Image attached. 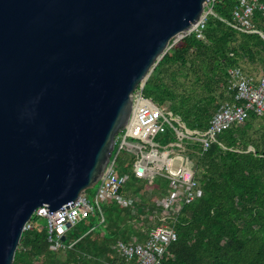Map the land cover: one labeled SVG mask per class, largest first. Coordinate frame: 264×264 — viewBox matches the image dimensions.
Segmentation results:
<instances>
[{
	"label": "water",
	"instance_id": "obj_1",
	"mask_svg": "<svg viewBox=\"0 0 264 264\" xmlns=\"http://www.w3.org/2000/svg\"><path fill=\"white\" fill-rule=\"evenodd\" d=\"M205 5L0 0V264L38 207L66 209L96 185L135 90Z\"/></svg>",
	"mask_w": 264,
	"mask_h": 264
},
{
	"label": "trees",
	"instance_id": "obj_2",
	"mask_svg": "<svg viewBox=\"0 0 264 264\" xmlns=\"http://www.w3.org/2000/svg\"><path fill=\"white\" fill-rule=\"evenodd\" d=\"M235 5L236 0H215V14L207 18L204 38L190 33L178 39L144 82L143 95L178 114L190 129L204 130L219 105L232 98L226 90L229 67L239 66L253 76L264 70V40L256 32L231 25ZM255 14L256 26L264 29L263 20L257 11ZM255 61L263 65L258 75L247 68ZM263 119L264 113L250 111L242 123L220 132L206 150L189 153L202 193L182 206L173 222L177 238L160 264H264ZM153 139L157 146L143 143L141 149L133 147L130 139L115 161L130 174L122 190L133 198L137 214L106 198L100 203L103 221L95 209L64 232L62 246L52 248L46 220L34 213L27 223L31 226L22 232L12 264H127L117 241L145 240L149 231L141 226L121 227L120 222L127 218L149 221L157 212L155 196L168 189L169 179L160 173L174 147L164 146L176 142V133L165 122ZM190 146L201 150L199 142ZM151 149L154 154L149 160L156 166L146 165L138 176L143 153ZM146 190L152 193L148 199Z\"/></svg>",
	"mask_w": 264,
	"mask_h": 264
},
{
	"label": "built area",
	"instance_id": "obj_3",
	"mask_svg": "<svg viewBox=\"0 0 264 264\" xmlns=\"http://www.w3.org/2000/svg\"><path fill=\"white\" fill-rule=\"evenodd\" d=\"M214 2L215 0H206L204 11L197 23L186 33L177 35L171 46L178 39L190 33H194L197 38H204L203 29L207 18L215 14ZM256 11L264 22V0H236V5L232 10L233 23L231 25L241 31L256 32L264 40V29L258 28L255 24ZM143 85L133 94V108L128 123L116 136L115 146L117 147H114L115 152L95 185L93 200L90 201L86 193L81 195L73 206L66 209H57L49 213L48 207L43 204L35 210L36 215L46 220L48 241L52 248L62 246V236L67 229L64 231L61 229L65 224L69 223L71 227L89 216L95 209L99 212L100 221H103L104 215L100 203L106 198H113L121 206L131 207L134 214L138 213L133 206V198L122 190L130 179V174L116 166V157L123 144L130 139L134 140L133 147L139 149L143 147V143L151 147L157 146L158 143L153 137L166 122L173 127L177 140L164 146L166 148L171 144L174 145L160 173L169 179L168 189L166 193L155 196L157 212L149 216L157 223L149 230L145 240H119L116 243L118 251L127 264H160L168 246L177 238L173 221L177 220L184 204L194 201L202 193L194 177L195 169L188 159L189 153L193 151L201 153L206 150L212 142L217 141V135L220 132L233 123H242L250 111L259 115L264 113V70L258 76H253L247 74L239 66L229 67L226 90L231 93L232 98L219 105L204 130L188 128L178 114L159 107L152 99L145 97L142 92ZM194 142L200 143L201 150L190 146ZM153 154V149L143 153V163L136 171L138 176L143 175L144 168H147L148 164L156 166L155 161L149 160ZM26 226L31 225L26 224Z\"/></svg>",
	"mask_w": 264,
	"mask_h": 264
},
{
	"label": "rangeland",
	"instance_id": "obj_4",
	"mask_svg": "<svg viewBox=\"0 0 264 264\" xmlns=\"http://www.w3.org/2000/svg\"><path fill=\"white\" fill-rule=\"evenodd\" d=\"M250 64V67H248L247 66V68L248 69H250V70H253L254 71V73L255 74H259V72L261 71V69H262V64L261 63H259V62H257V61H255V62H249ZM248 65V64H247ZM264 120V119H263ZM250 147V146H249ZM251 148V147H250ZM196 154V152L195 151H193V154ZM194 154V155H195ZM195 156H193V158H194ZM94 190H95V185L93 186V187H91V188H89V192H88V198H89V200L90 201H92L93 200V193H94ZM150 195V197H151V195H152V193H151V191H145V194H144V197L145 198H147V196H149ZM148 199V198H147ZM131 212H132V214H134V212L131 210ZM150 219V218H149ZM41 222L43 221V219L42 220H40ZM174 222V221H173ZM156 222L154 221V220H152V219H150L149 221H142V220H134V219H131V218H127L126 220H125V222H124V220L122 221V222H120V225H121V227H126V228H128V226H132L134 229H136V227H138V226H141V229H145V230H147V231H149L150 229H151V227L155 224ZM130 240H132V239H130ZM136 241H139L138 239H136Z\"/></svg>",
	"mask_w": 264,
	"mask_h": 264
}]
</instances>
